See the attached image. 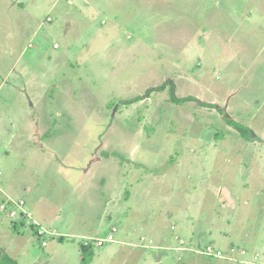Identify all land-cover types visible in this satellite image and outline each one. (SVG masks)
I'll return each mask as SVG.
<instances>
[{
    "label": "rangeland",
    "instance_id": "obj_1",
    "mask_svg": "<svg viewBox=\"0 0 264 264\" xmlns=\"http://www.w3.org/2000/svg\"><path fill=\"white\" fill-rule=\"evenodd\" d=\"M0 188L18 264H264V0H0Z\"/></svg>",
    "mask_w": 264,
    "mask_h": 264
},
{
    "label": "built area",
    "instance_id": "obj_2",
    "mask_svg": "<svg viewBox=\"0 0 264 264\" xmlns=\"http://www.w3.org/2000/svg\"><path fill=\"white\" fill-rule=\"evenodd\" d=\"M0 213L5 214L8 218L12 220H16L19 224L23 226L33 225V232H35L38 236L44 237L46 234H53V232L47 231L40 223H38L32 216V213L25 208V202L22 199H16L11 196H7V198L0 203ZM115 231V228H113ZM114 241V237L111 234H108L105 238H96L93 240L96 246H102L104 242ZM89 241H85L84 244L86 246L89 245ZM42 246H46V240L41 241ZM211 246H207L205 248V253L214 256H221L222 251L215 250ZM244 253V251H242Z\"/></svg>",
    "mask_w": 264,
    "mask_h": 264
},
{
    "label": "crops",
    "instance_id": "obj_3",
    "mask_svg": "<svg viewBox=\"0 0 264 264\" xmlns=\"http://www.w3.org/2000/svg\"><path fill=\"white\" fill-rule=\"evenodd\" d=\"M80 185H78L77 186V188L79 187ZM0 190H1V188H0ZM2 191V190H1ZM7 196H9V195H7ZM7 196L4 198V199H6L7 198ZM112 200V199H111ZM52 223V222H51ZM42 224H43V222H42ZM182 232H183V235L182 234H178L179 236H177V237H175V240H178V244L177 243H175L173 246H171L170 245V247L168 246H165V251H167V250H173V251H175V253H177L178 255H177V257L178 258H181L180 256H182V255H187L188 254V252H185V251H182V246H184V243H185V241H187V240H185L184 239V235H185V232H188V231H190L191 232V234H192V232L193 231H197V233H195V235H194V237H196V235L197 234H199V233H201L202 232V230L203 229H201V227L200 226H193L195 223L194 222H191V223H189V221H187V218H183L182 217ZM192 226H191V225ZM206 228H210V227H206ZM191 230H193V231H191ZM51 231H55L56 232V230L54 229V230H51ZM210 231H211V229H209V230H206V232L207 233H210ZM5 236H7V235H4V238H5ZM58 236H60V235H58ZM82 238V240H81V243H80V245H79V247H78V249H77V251H80V255L82 256V254H83V252L84 251H90V247H91V244H93L94 246H96L95 244H94V242H93V240L94 239H96V238H90V237H86V236H82L81 237ZM5 240H7V242H9V241H11V237H9V236H7L6 238H5ZM4 240V241H5ZM58 240L59 241H62V238H60V237H58ZM3 241V242H4ZM85 241H89L90 243H89V245L88 246H86L85 244H84V242ZM2 242V243H3ZM109 242H113V241H109ZM181 242H182V244H181ZM180 244H181V246H180ZM3 245V244H2ZM132 246L134 245V244H131ZM186 245V244H185ZM187 246V245H186ZM96 247H99V246H96ZM3 251H6V250H3ZM8 251V250H7ZM198 251V250H197ZM5 253H7V252H5ZM165 253V252H164ZM164 253H160L159 255H155V260H153L152 262H151V264H165V263H167V261H165L164 259H163V255H164ZM167 253V252H166ZM165 253V254H166ZM7 254H9V253H7ZM10 256H12L11 254H9ZM87 255V253L85 254V256ZM175 255V254H174ZM258 255V253H256L255 254V256H257ZM178 258H177V260H178ZM182 259V258H181ZM175 260V259H174ZM197 261V263H199V264H201L200 263V261L199 260H196ZM206 264H208L207 262H206Z\"/></svg>",
    "mask_w": 264,
    "mask_h": 264
},
{
    "label": "trees",
    "instance_id": "obj_4",
    "mask_svg": "<svg viewBox=\"0 0 264 264\" xmlns=\"http://www.w3.org/2000/svg\"><path fill=\"white\" fill-rule=\"evenodd\" d=\"M162 88V87H160ZM172 91L170 92V100H172L173 102H180V103H183L184 101H190L192 100L191 97H186L183 99H177L175 96H174V93H173V88L171 87ZM149 92V91H148ZM179 103V104H180ZM227 123L230 125V126H235L236 128H238L241 133L243 135L246 134V132L248 131V129L246 127H244L242 129L243 126H240V125H237L234 121L232 122L231 119L227 118ZM236 124V125H235ZM90 252V251H89ZM87 253L88 255V251H84L83 254H82V257H81V261L85 258V254ZM86 255V256H87ZM0 264H18V262L16 261V259H14L12 256H10L9 254L5 253V252H2L0 254Z\"/></svg>",
    "mask_w": 264,
    "mask_h": 264
}]
</instances>
